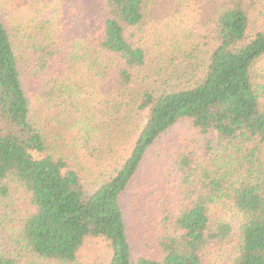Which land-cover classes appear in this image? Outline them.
Listing matches in <instances>:
<instances>
[{
    "label": "trees",
    "instance_id": "1",
    "mask_svg": "<svg viewBox=\"0 0 264 264\" xmlns=\"http://www.w3.org/2000/svg\"><path fill=\"white\" fill-rule=\"evenodd\" d=\"M203 1L163 14L155 62L157 0L47 21L0 0V264H264V4ZM150 157L175 178L137 247L125 196Z\"/></svg>",
    "mask_w": 264,
    "mask_h": 264
},
{
    "label": "rangeland",
    "instance_id": "2",
    "mask_svg": "<svg viewBox=\"0 0 264 264\" xmlns=\"http://www.w3.org/2000/svg\"><path fill=\"white\" fill-rule=\"evenodd\" d=\"M25 7H21L22 10L20 12H16V18H20L22 15H29L30 19L35 18L38 15L42 20H51L52 15L56 9L57 3H60V0H53L51 7L44 0H24ZM50 3L51 1L48 0ZM84 1V0H80ZM28 2V3H27ZM178 0H157V5L154 8L153 16L150 18L145 26L143 41L142 43L146 48L150 51L149 55L152 60L156 62L157 59H161L163 45L169 40L168 38L173 33L174 29L177 30L175 26L178 25L176 20L170 24L168 19L163 15L167 12V9H171L174 5L176 8ZM264 4V0H262ZM34 4L40 5L42 8L44 6V11L39 15L37 11L40 9L36 6H32ZM33 8V10H30ZM209 9L208 3L206 1L199 2L195 7H193L194 13L196 15H186L183 16L187 20H191V23L195 21V19H199V15L205 13L206 10ZM37 10V11H36ZM181 15H178L179 19ZM175 19V17H174ZM253 23H255L253 19ZM185 25V24H183ZM189 25V22H188ZM192 27V26H191ZM256 70L259 71L261 77H264V62L259 63L256 67ZM41 113L46 114V108L43 105L40 109ZM61 137H69L68 133H64V136L60 134ZM173 145V141L171 142ZM164 154V152H162ZM162 162L160 159L158 161L156 158H147L145 163L142 165L141 170L132 184L130 190L125 196V205L128 208L127 214L129 218V222H131L130 226L134 232H132L133 240L137 241V247L141 241L142 233L146 232L148 229L147 222H150L153 215L156 214L154 207L158 205V201H161L163 198L161 195L165 191H169V187H171L174 183V175L169 173L168 168H166L167 163H163V165H159L158 163ZM3 236L2 229H0V237ZM140 247V246H139ZM137 255L141 253L140 250L136 251ZM147 253L149 251H142ZM223 259H219L216 257V254H212L211 256H207L205 258L204 264H228Z\"/></svg>",
    "mask_w": 264,
    "mask_h": 264
}]
</instances>
